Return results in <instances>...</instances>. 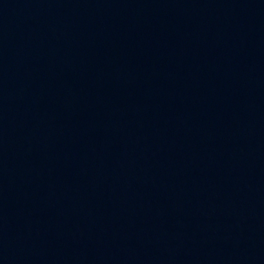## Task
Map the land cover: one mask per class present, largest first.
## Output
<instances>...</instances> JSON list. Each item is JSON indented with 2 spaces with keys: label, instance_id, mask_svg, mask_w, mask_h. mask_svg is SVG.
Returning <instances> with one entry per match:
<instances>
[{
  "label": "water",
  "instance_id": "water-1",
  "mask_svg": "<svg viewBox=\"0 0 264 264\" xmlns=\"http://www.w3.org/2000/svg\"><path fill=\"white\" fill-rule=\"evenodd\" d=\"M0 264H264V0H0Z\"/></svg>",
  "mask_w": 264,
  "mask_h": 264
}]
</instances>
